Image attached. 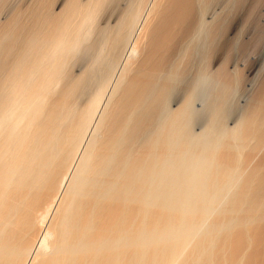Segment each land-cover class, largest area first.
<instances>
[{"label":"bare ground","instance_id":"obj_1","mask_svg":"<svg viewBox=\"0 0 264 264\" xmlns=\"http://www.w3.org/2000/svg\"><path fill=\"white\" fill-rule=\"evenodd\" d=\"M0 264H264V0H1Z\"/></svg>","mask_w":264,"mask_h":264},{"label":"rangeland","instance_id":"obj_2","mask_svg":"<svg viewBox=\"0 0 264 264\" xmlns=\"http://www.w3.org/2000/svg\"><path fill=\"white\" fill-rule=\"evenodd\" d=\"M0 1H1V0H0ZM256 40H257V39H255L254 43L252 44V47H253V48H255V46H256V45H255ZM242 72H243V71H241V73H242ZM246 80L250 81L249 78H246ZM248 81H246V82H248Z\"/></svg>","mask_w":264,"mask_h":264}]
</instances>
